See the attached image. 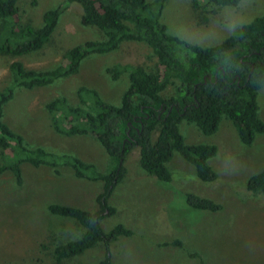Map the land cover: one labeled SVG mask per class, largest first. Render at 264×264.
<instances>
[{
	"label": "rangeland",
	"instance_id": "1",
	"mask_svg": "<svg viewBox=\"0 0 264 264\" xmlns=\"http://www.w3.org/2000/svg\"><path fill=\"white\" fill-rule=\"evenodd\" d=\"M59 3L63 0H17V21L39 26L42 12ZM262 14L264 0H240L236 6L206 13V21L199 23L190 0H165L160 20L171 34L209 46ZM82 15L77 3H69L42 47L16 57L0 55V90L12 86L13 92L12 99L3 105V120L31 145L71 153L103 171L107 157L99 144L85 135L54 132L44 104L58 96L75 104L77 87L85 86L95 89L106 103L118 105L128 85L127 73L111 80L105 67L117 63L148 69L155 61L150 48L143 42L123 41L115 50L84 57L76 73L31 89L15 86L8 70L11 60L34 70L55 67L62 63L61 55L67 48L103 38L96 27L80 23ZM256 103L258 117L264 122V86L256 95ZM178 130L186 144L215 146L208 163L216 177L199 181L192 167L174 153L166 164L172 178L160 181L143 172L138 148H131L123 162L125 174L108 198L115 211L99 221L105 232L118 222L132 230L131 235L119 236L110 243L111 264H264V197L245 189L246 178L264 164V132L244 145L224 117L212 134H202L184 120ZM20 169V185L15 184L9 171L0 174V264H97L103 257L101 243L79 255L54 261L52 247L79 237L83 228L72 218L48 213L45 206L53 202L93 211L100 181L76 178L68 166H60L58 175L43 165L23 163ZM186 192L210 198L221 208L215 212L192 208L185 202ZM172 240L181 244H161ZM192 252L199 257H191Z\"/></svg>",
	"mask_w": 264,
	"mask_h": 264
},
{
	"label": "trees",
	"instance_id": "2",
	"mask_svg": "<svg viewBox=\"0 0 264 264\" xmlns=\"http://www.w3.org/2000/svg\"><path fill=\"white\" fill-rule=\"evenodd\" d=\"M16 1L0 0V55L16 57L42 47L59 15L72 2L83 11L80 23L96 27L103 36L67 48L61 55L62 63L49 69L34 70L11 60L8 70L17 87L31 89L74 74L84 57L115 50L123 41L143 42L155 59L148 69L117 63L105 67L111 80L127 73L128 85L118 105L106 103L95 89L85 86L77 87L75 104L62 96L44 104L54 132L85 135L99 144L107 157L103 171L71 153L28 143L3 120V105L13 97L12 86L0 90V174L9 171L15 184L20 185L23 163L50 167L57 175L60 166H68L74 177L101 183L94 196L93 211L68 204H46L48 213L72 218L83 228L79 237L52 247L54 261L79 255L101 243L103 257L97 264H111L110 243L119 236L132 234L130 228L119 222L106 232L99 224L100 219L115 211L108 198L125 174L123 162L131 148H138V164L143 172L160 181L171 180L166 164L176 153L192 167L199 181L209 182L216 177L208 163L216 148L207 143H184L178 130L181 120L208 135L224 117L244 145H249L255 134L264 132L256 103V95L264 86V14L252 17L219 42L201 46L168 32L160 20L165 0H63L43 11L41 24L36 27L18 23ZM239 1L190 0L199 23L206 21V13L236 6ZM245 189L264 197V164L246 178ZM184 199L195 209L215 212L221 208L214 200L193 192H186ZM161 244L181 243L172 240ZM189 255L199 257L196 252Z\"/></svg>",
	"mask_w": 264,
	"mask_h": 264
}]
</instances>
